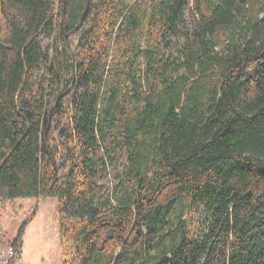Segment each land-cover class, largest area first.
Here are the masks:
<instances>
[{"label": "trees", "instance_id": "16d2710c", "mask_svg": "<svg viewBox=\"0 0 264 264\" xmlns=\"http://www.w3.org/2000/svg\"><path fill=\"white\" fill-rule=\"evenodd\" d=\"M49 197L62 264H264V0H0V243Z\"/></svg>", "mask_w": 264, "mask_h": 264}, {"label": "rangeland", "instance_id": "374dc122", "mask_svg": "<svg viewBox=\"0 0 264 264\" xmlns=\"http://www.w3.org/2000/svg\"><path fill=\"white\" fill-rule=\"evenodd\" d=\"M187 19L191 28L194 27L195 18L190 10L187 11ZM82 35V31H75L66 35L67 43L64 41V37L61 34V31L57 29L52 34H42L40 36L42 42V48L48 57V61L52 62L53 60L60 61L62 65H69L71 63L70 54L76 55L79 52L78 41ZM173 41L172 49L168 53L173 54L174 57L179 56V51L184 43V40L179 37H170ZM41 75L46 73L44 66L40 71ZM69 77V75H68ZM58 97V96H56ZM56 100L55 97L51 99V104ZM71 98L66 97L64 99V106L70 110L71 108ZM59 142L56 144L58 145ZM63 160V159H62ZM117 180V174L113 169H109L108 172L101 175L99 184L103 186V192H108L113 188ZM59 200L57 197H49L43 199L39 207L37 216L31 222L33 233L30 235L32 239L30 240L29 247L35 248L36 245H40L41 251L48 257L50 262H58L62 256V246H61V237L60 231L58 228V210ZM30 223V224H31ZM4 246H10L9 242L1 243ZM13 257H16L17 261L20 260L19 255H16L17 252H10ZM13 258H11L12 260ZM11 262V261H10ZM9 262V264H10Z\"/></svg>", "mask_w": 264, "mask_h": 264}, {"label": "crops", "instance_id": "0c3cea01", "mask_svg": "<svg viewBox=\"0 0 264 264\" xmlns=\"http://www.w3.org/2000/svg\"><path fill=\"white\" fill-rule=\"evenodd\" d=\"M32 223L26 229L22 255L16 264H62V256L60 261L50 262L48 257L41 251L40 245L37 244L34 249L29 247L30 240L32 239L30 235L33 233ZM9 247L0 243V264H9L11 258H13V255L8 251Z\"/></svg>", "mask_w": 264, "mask_h": 264}, {"label": "built area", "instance_id": "2783aa9c", "mask_svg": "<svg viewBox=\"0 0 264 264\" xmlns=\"http://www.w3.org/2000/svg\"><path fill=\"white\" fill-rule=\"evenodd\" d=\"M9 252H14L15 250H14V248L11 246V247H9V250H8Z\"/></svg>", "mask_w": 264, "mask_h": 264}]
</instances>
